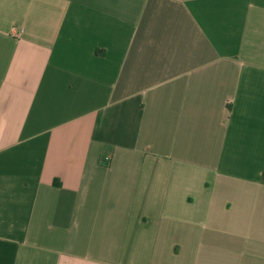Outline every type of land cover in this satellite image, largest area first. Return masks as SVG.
I'll return each mask as SVG.
<instances>
[{"label": "crops", "instance_id": "1", "mask_svg": "<svg viewBox=\"0 0 264 264\" xmlns=\"http://www.w3.org/2000/svg\"><path fill=\"white\" fill-rule=\"evenodd\" d=\"M0 264H264V0H0Z\"/></svg>", "mask_w": 264, "mask_h": 264}, {"label": "built area", "instance_id": "2", "mask_svg": "<svg viewBox=\"0 0 264 264\" xmlns=\"http://www.w3.org/2000/svg\"><path fill=\"white\" fill-rule=\"evenodd\" d=\"M12 34L14 37L19 36V32L15 31L14 29H12Z\"/></svg>", "mask_w": 264, "mask_h": 264}]
</instances>
